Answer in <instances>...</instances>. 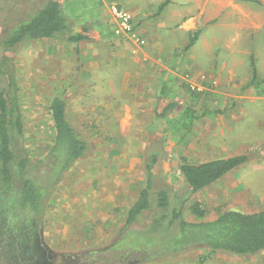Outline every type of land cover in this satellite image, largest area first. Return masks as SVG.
I'll return each mask as SVG.
<instances>
[{"label": "rangeland", "instance_id": "1", "mask_svg": "<svg viewBox=\"0 0 264 264\" xmlns=\"http://www.w3.org/2000/svg\"><path fill=\"white\" fill-rule=\"evenodd\" d=\"M60 1L68 17V32L35 41L31 58L24 44L23 59L17 63L22 70L18 97L24 145L36 166L34 172L41 176L39 163L49 156L55 140L49 107L60 97L66 100L68 119L88 143V150L62 174L45 215L35 223L26 217L20 229L16 222L21 219L8 208L10 202L0 205V264H201L200 258L208 254L205 250L188 248L167 254L173 245L166 225L154 231L151 226L162 216L172 221L175 210H182L191 223L214 221L220 211L264 210V13L262 30L250 37L248 22L238 27L240 40L231 45V60L223 61L225 45L219 43L206 61L176 64L162 55L163 70L158 63L162 56L155 61L133 52L119 60L113 55L110 61L104 57L86 60L87 49L98 46L68 39L84 27L91 31L94 12H83L84 0ZM241 3L264 11V0ZM139 37L146 47V39ZM253 68L259 76L254 89H247ZM102 71L114 73L117 93L94 86L96 72ZM125 73L132 75L126 78ZM161 73L171 91L165 94L178 104L165 117L160 115L168 103L161 102L151 87L149 95L143 93L146 101L141 102L136 93L148 81L161 83ZM187 108L198 116L191 124L184 116ZM243 155L248 157L244 165L200 193H192L181 174L184 159L199 164ZM148 165H153L155 190L168 193L169 206L144 213L126 227L128 212L146 187ZM51 177L52 173L45 176L47 185ZM196 205L204 213L201 218L192 211ZM203 264H264V252L219 253Z\"/></svg>", "mask_w": 264, "mask_h": 264}, {"label": "trees", "instance_id": "2", "mask_svg": "<svg viewBox=\"0 0 264 264\" xmlns=\"http://www.w3.org/2000/svg\"><path fill=\"white\" fill-rule=\"evenodd\" d=\"M68 30L69 21L60 0H37L29 21L13 32L8 45L15 47L30 41L56 39L65 35ZM83 33L85 32L70 37L68 41L81 43L86 39ZM16 98L17 92L11 95L10 100L3 94L0 96V205L3 206L5 200L10 202L7 207L19 215L18 218L22 221L16 223L22 229L21 224L26 217L35 223L45 215L52 189L62 174L86 155L88 143L70 123L66 100L55 97L49 107L55 135L54 146L49 156L39 163L42 165L43 174L40 176L35 173L36 166L24 145L23 115ZM177 107L178 104H167L160 116L165 117L176 111ZM196 115L194 110L185 109L184 116L190 124L198 118ZM247 161L248 157L244 155L199 164L184 159L181 174L192 193L196 194L222 180ZM154 163L155 160L152 164ZM152 167L153 165L147 166L146 187L129 210L126 227L136 223L144 213L154 209L165 210L169 206L168 193L163 190L156 191L154 188ZM50 173L52 177L47 185L45 176H50ZM192 211L200 218L204 215L198 205ZM165 225L173 245L166 253L178 254L188 248L202 249L208 254L200 258L201 264L219 253L249 256L264 252V210L254 213L220 211L214 221L199 223L186 221L182 210H175L172 221L166 222V218L162 216L151 228L152 231L159 230L165 228Z\"/></svg>", "mask_w": 264, "mask_h": 264}, {"label": "crops", "instance_id": "3", "mask_svg": "<svg viewBox=\"0 0 264 264\" xmlns=\"http://www.w3.org/2000/svg\"><path fill=\"white\" fill-rule=\"evenodd\" d=\"M84 2L86 4L83 6V12L88 10L90 13L94 12L96 19L95 27L93 26L91 31L87 32V28L84 27L86 30L83 36L86 39L81 43L87 42L98 46L95 50L87 49L86 60L104 57L105 61H110L112 55L119 60L133 52L135 56L150 55L149 59L153 58L155 61L157 56L164 55L168 59L175 60L176 64L189 60L206 61L210 60L214 46L219 43L225 45L226 54L222 57L223 61L231 60V45H235L237 39L240 40L236 32L238 27L243 28V23L248 22L245 27L250 37L251 33L262 30L261 21L264 13L260 7L243 4L241 0H84ZM113 6L132 14L134 27L146 39L147 46L144 45V49L137 50V45L128 37L117 36L114 33L116 22L111 10ZM33 13L34 0H0V96L3 94L10 100L11 95L17 92L18 104H21L18 95L22 70L17 63L23 59L20 58V53L24 44L30 49L28 56L30 55V58L34 56L32 49L34 41L11 47L8 45V40L18 27L29 21ZM259 37H256V45L261 43ZM162 60L163 56L158 62L159 69L165 70ZM136 74L142 75V73ZM161 74L159 77L152 76L158 79L164 78V73ZM131 75L125 73L124 76L128 78ZM257 75V70L253 68L252 78L245 86L247 89H254V83L259 76ZM95 76L93 83L96 88L104 87L105 91L103 89L101 91L117 93L118 80L114 79L116 76L113 72H96ZM149 87L161 102L175 104L165 94L171 92L167 89L166 78L161 83L148 81L142 86L141 92L136 91L137 95H141L139 97L141 102L146 101L143 93L149 95Z\"/></svg>", "mask_w": 264, "mask_h": 264}, {"label": "built area", "instance_id": "4", "mask_svg": "<svg viewBox=\"0 0 264 264\" xmlns=\"http://www.w3.org/2000/svg\"><path fill=\"white\" fill-rule=\"evenodd\" d=\"M112 14L116 22L114 33L117 36L128 37L131 41L143 47L145 45V40L139 37V33L133 24L132 14L117 6L112 7Z\"/></svg>", "mask_w": 264, "mask_h": 264}]
</instances>
